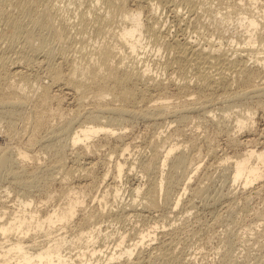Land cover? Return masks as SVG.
Here are the masks:
<instances>
[{
  "label": "bare ground",
  "instance_id": "bare-ground-1",
  "mask_svg": "<svg viewBox=\"0 0 264 264\" xmlns=\"http://www.w3.org/2000/svg\"><path fill=\"white\" fill-rule=\"evenodd\" d=\"M1 1L0 17L3 16V19L0 18L2 21V24L1 22L0 24L3 28L0 32V39L2 40V45L4 43L6 44V49H2L3 51L0 54V122H6L7 129L4 132H0V137L2 139V141H0V177L7 176L8 179H11L10 184H12L11 187L13 186L14 189L15 186L28 188L42 174L40 170L43 166L41 165L42 167H39L40 164L36 166L38 164H36V162V167L32 169L33 171L30 170L32 172L29 170L26 171L27 166L25 164H28L26 163L28 160L31 159L32 161V159H35L37 161L39 153L36 151V147L41 151L47 149L52 152L55 158L53 159L57 163V165L56 163L55 165L60 169V167L63 168V157L67 156V150L69 152V149L71 151L72 149L74 150L75 147L81 146V149L85 153L89 149L90 142L92 143V140L96 136L102 134L107 139L112 137H117L119 139L120 143L118 145L115 144L116 146L114 145L113 151L118 152L121 150V155L124 156V158L117 159V162L114 163V170L117 172V178L123 180L126 174L128 176L127 172H131L138 164L143 175L145 174V176L149 178V184L144 189L140 185H135V187L131 188L134 197L127 202L122 200L123 196L120 194L121 188L116 185L115 190H113L115 194L114 198L115 200L116 198H120L116 210L111 207L108 208L109 201L106 198L105 192L110 190V185H107L106 187L108 189L96 197L101 205V209H99L96 214H81V216L83 215L82 217L79 215L80 225L77 223L79 227L75 226L77 229H73L75 237L71 238L69 235H63L64 232L63 234L54 235L55 231L58 229H56L55 226H61L58 230H65V228H68L66 226L70 225V222L78 212L79 206L84 203V196H86L84 195L85 189H89L90 186L94 185L92 173L94 172L93 169L95 164L91 161L87 163L85 161L84 167L81 166L79 170L82 178L86 179V182L84 181L85 183L83 182V184L81 182L82 185H80L79 181V185H73L67 188L68 201L64 206H62L63 204H59L57 207L55 206L52 207L51 210H47V212L42 215L38 210L28 208L31 206V201H26L19 197L18 205L22 208V213L14 212L8 215V212L5 210H0V264H145V261L142 259L143 256L141 254L143 252L141 250L137 251L139 252L137 257L133 258L132 256L139 247H142L141 249L143 250L145 246L151 245L149 243L159 238V236L160 238L163 237V239L154 248L159 251V253L157 254L156 252V256L153 254L148 258L151 260L150 264H152L153 260L156 264H170V262L174 260L177 261L174 256L178 253L176 254L174 252L175 255L173 254V251H175V243L173 246L172 236L179 235V229L172 228L170 230L169 228V230H165L163 228V230H159V222L157 223L158 226H150L142 230H140V228L138 230L140 232H137L138 237L135 235L137 240L127 245L125 248L127 235H120L116 238L115 241L117 244L113 252H107L106 249L103 250L105 243L104 245L103 243L100 245L99 241L103 240L105 242L112 239L113 236V234L105 232L103 227L99 224L102 218L119 214L124 219L136 218L137 220V217L140 218L144 216L146 218L147 215L153 216V212L163 207H168L170 212H174L173 210L177 212L182 198L186 195L188 190L195 197L198 196V198L204 195L207 185H209L206 181H209L211 177L209 173L205 171V173L200 174L201 165L195 163L194 159L196 158H191L189 156L190 153L187 154L185 152L188 145L185 147L184 143H180L179 141L174 142V140H176L175 137H177L175 134L177 131L168 134L170 139L166 141L164 132L157 133V139L162 142L168 141L167 146L163 145L161 142L152 144V153L148 158L146 157L147 159L145 158L144 160L141 158L142 160L139 162H136V159L133 161L129 160L128 157H125V152L130 150L129 148L132 142L128 140L125 133L122 132V129L126 126L123 122H127L126 117H130L132 120L133 118L131 117L136 118V116H142L153 121L159 120L160 123L165 121L167 124L166 121L169 120L172 122L171 125L173 122L180 124L183 122L185 123L186 120L189 119L188 115L194 112H201V114H204L203 116H208L211 112L216 110H220L221 112L222 109L223 111L232 110L233 112L234 108H241L240 105L245 101H250L249 99H251V101H256L255 104H257V106H255L259 107L258 105H260L259 109H262L264 107V54L263 56H261V54L264 53V27L260 25L261 20L264 19L263 0H240L239 2H237V0H235V2H229L230 0H228V2L226 1L228 5L225 7L228 8V10L225 9L227 10L226 12L224 11L225 13L221 12V6L226 5L220 1V4H223H219L221 11L220 9H218V12L215 11L221 14L219 16L220 20L224 21L229 19L233 13L237 12L239 15L238 19L243 23V26H246L247 35L245 37L243 36V41L240 39L242 42L239 41V43L233 47L231 44V48L229 49L224 47L221 43H219L220 45L216 43L212 45L211 41L213 40H211L210 43L208 42L209 39L206 43L208 42L210 45L204 42V44L208 46H201L203 43L200 45V43L198 44V42L196 43L195 40H192L193 38H184V36L183 38L179 37L178 33H184L186 29L184 28V23H186L185 19L188 18L187 15L184 17L185 12H182V9H186L189 16L190 14L192 15L194 10L202 5H197L199 0L196 2L195 0H135L137 3L136 7L134 6L135 8L129 6V0H93V4H90L88 8L87 5H89V3L82 1L85 3V5L82 4L86 6V9L85 7V10L80 8L81 10L79 9V12L76 9L78 13L77 16H79H76L79 18V20L76 19L78 23L73 22V18L72 21H69L68 17V19L64 18L62 5L60 6L58 4V0L57 4L56 2L54 3L56 0H47L46 2H44V0H41L42 2H39L40 0H28V2L19 0L15 5L13 4L15 0H9L12 4L10 2L7 3V0ZM206 1L208 2V0H205V2ZM212 1L213 0H211V2ZM216 1L217 3L219 2L218 0ZM62 4L64 5V2H62ZM212 4L214 3L212 2ZM8 5L10 8H7ZM207 5L205 6L207 7ZM195 6H198V8ZM210 7H216V5ZM101 8H104L103 13L105 10V13H108L110 17H114V15L120 17L118 32L113 31L115 26H113V28L111 27L112 30L110 27H107V25H110L108 24L110 21L113 22V19H105V17H107L105 13V17L102 16V13L100 14ZM145 9L150 13L148 16L149 18L147 17L144 19L143 14L145 13ZM162 9L172 13V26L176 28V34H170L171 27H165L162 20ZM209 9L208 11L213 10V8ZM66 12L68 11L66 10ZM195 13L197 14V12ZM201 13L202 12H200V14ZM205 13L207 14V11ZM165 14L166 13H164V16ZM208 14L210 15V13ZM72 15L68 16L72 17ZM114 19L116 20L118 18ZM197 20L198 19H195L193 22ZM198 22H200V20H198ZM26 23L27 26L25 25ZM170 23L171 22H169V24ZM187 24L185 25L187 26ZM79 25L80 28L78 27ZM89 26L94 28L95 32L93 31V35L95 34L96 38H100L101 34L107 35V32L109 34L107 37L110 38L107 39L104 37L105 35H101L103 36L101 40L97 39V41L92 42V37L89 36L91 35L89 34L91 31L89 33L87 31L89 35L86 39L89 37L91 38L92 41H90L92 44L90 43V46L92 48L89 46L90 48L86 51V44L84 45L82 41V38L85 37L82 36L83 34H81V32H86L85 29ZM78 28L84 30L80 32L82 38L79 35L83 43L80 44L81 46L76 44L77 47L79 46V49L75 48V50L79 52V58L81 59L74 58L75 52L72 54L73 58L70 59L68 55L71 51H74L72 48L76 46L74 45L75 40L73 42V39L78 36H75V32L74 34L72 33V29L80 31ZM92 28L88 29L91 30ZM200 32L202 33L203 31ZM77 34H79V32ZM47 35H51L55 43L52 45L45 43L44 38H47ZM235 41L238 40L235 39ZM85 42L88 44V39ZM149 43H153L156 47L159 46L158 51H160V48L163 46L165 48V50L163 48L164 53L165 51L168 52L165 55L169 57L165 61L163 60L164 62L161 64L164 67L163 70L169 72V76L167 74L166 80L164 78L162 79L160 74H157L160 67L158 70L157 67L155 69V71L157 70L158 72H154L153 68L155 67H151L154 63L157 65L156 62L158 60L156 59L155 62V60H153L154 56L149 55L150 51L148 50V53L145 50L150 48H148ZM153 53L155 54V52ZM56 54L61 56L63 58L62 60L65 58L66 62L67 58L71 60L69 61L70 66L67 64L68 67H70L67 72L62 69V63L60 64L54 61ZM75 54L79 56L77 53ZM150 59L153 60L151 65H149ZM58 61L60 62V60ZM35 66L42 68L43 76L40 74V77L37 73V75H32L31 72V74L29 73ZM30 78H33V80H29ZM108 81L110 82L108 83ZM27 86H32L33 90H26ZM34 86H36L37 89H35ZM169 86H175L179 88L178 91L180 90V94L192 97L188 98L183 95L188 99L183 100V102L181 101L182 103L180 104L171 103L168 101L169 96L165 92L166 87ZM54 87H57L63 93L74 92L72 94H76L80 106H78L76 112L74 111V117L73 115L70 116L73 117V119L68 117L70 121L68 120L61 127H53L49 124V132H46L48 136L40 137L39 133L45 127H48V121L50 120L49 114L56 113L59 116H63L62 110L58 113L59 109L56 110V108L55 110L52 109L49 114H45L50 110V108L46 109L47 104L51 99L53 100L54 98L55 100V96H57V94H55V96L52 95V93H54L52 90ZM51 90L53 91L52 93ZM66 95H64V97ZM61 96L62 95H60V97ZM108 99H112V101L106 102ZM57 100L60 101V99ZM88 102H90V106H88ZM60 103L62 102L60 101ZM85 103L87 107H90L87 110L84 108ZM234 112V125L239 130L249 127L255 113L254 109H248V107H246L241 108L239 111L235 110ZM211 117H213V115L208 118ZM79 119H83L84 122L78 126L79 130L74 131V121ZM156 121H154V123H156ZM225 132L227 133V131ZM25 133L27 134L26 137L23 136ZM61 136H64V139ZM60 138L63 139V141H61ZM231 141V145H236L241 142L238 138L230 140V142ZM192 144L194 143L192 142ZM209 151L212 157L215 159L219 158L220 164L219 162H217V164L222 167V170H225V172H223L225 173L224 177L226 176L225 178H227L225 182H229L230 184L228 189L232 188L227 194L230 196V199L232 198V200H234L237 196L235 192L236 184L240 185L241 191L244 192L242 193L244 195L242 199L246 202L245 204H247L252 196H257L260 190L264 188V147H261V149L251 148L241 154H236L237 156L225 154L218 157V151L215 147L213 149L211 148ZM216 161H218V159ZM17 164L19 166L15 168ZM209 164L211 165L212 163ZM127 165L130 166L129 169L126 168ZM166 168L169 169H167V174H165L167 171ZM43 170L45 169L43 168ZM180 170L187 172H184L187 174V177L183 183H181L182 180L177 176ZM45 173L46 171L44 174ZM191 174L193 176H191ZM107 175L108 172L105 173V178H107ZM193 177H196L195 185L191 184ZM50 180L52 181V178ZM208 183H210V181ZM255 183H260L259 187H253ZM181 184L184 185L182 188L183 193L178 192L182 191L178 190ZM248 188L251 189L249 190ZM247 189L249 191H246ZM79 193L80 196L77 198L72 197ZM253 197L251 199H253ZM51 198H54L52 194L48 196L47 201L49 202ZM160 198L164 199V205H161ZM163 199L161 201H163ZM2 203L3 207H6V204H8L4 201ZM189 207L191 208L193 206L191 205ZM228 209L226 210L228 211ZM215 218V220H219L218 217ZM167 219L165 218L166 222ZM153 220L155 221V218ZM259 220L263 221L264 219ZM135 228L132 227L133 232ZM130 234L128 233V235L132 237V234ZM11 235L15 236L14 240H12ZM32 235H35V237H32ZM41 236L47 238L40 240ZM165 236H170V238L165 239ZM175 241L177 242V238ZM119 247L120 250H117L116 248ZM74 250H76V252L73 254ZM123 256H126V258L123 259L124 262L120 263Z\"/></svg>",
  "mask_w": 264,
  "mask_h": 264
},
{
  "label": "rangeland",
  "instance_id": "rangeland-1",
  "mask_svg": "<svg viewBox=\"0 0 264 264\" xmlns=\"http://www.w3.org/2000/svg\"><path fill=\"white\" fill-rule=\"evenodd\" d=\"M10 1L7 0L6 2L9 3ZM15 1H14L15 3L13 2L14 5L19 2V0H15ZM26 1L28 2V0H25V2ZM42 1L40 0L39 2H42ZM46 1L47 0H44V2H46ZM51 1H54V0H51ZM61 1L64 2V5L62 4ZM69 1L70 0H68V1L58 0V4L60 6L62 5L61 7H62V13L64 15V18L68 17L69 21H72V18H73V20H74L73 22H76V23H78V21L76 19L79 20V18H77V17H79V16H77V14H78L77 11L80 8L81 9L83 8L82 10L86 9V6H84L85 3H83V2L89 3V5H87V8L90 6V4L91 5L93 4V0H87V1H85V0H77V1L71 0L72 2L71 1L69 2ZM196 1H198V0H195V2ZM199 1L197 2V5L198 6H200L201 4L202 5L199 8H198V6H195L198 9H195L197 11L194 10V12L192 13L193 16L191 14L189 16L187 14V10L182 9V12L186 13V14L184 13V17H186V15H187L188 18L185 19L186 23H184V28H186V29H185L184 33H180V32L178 33L180 38H183V36H184V38L185 37L189 38V39L193 38L192 40H195L196 43L198 42V44L200 43V45L203 43L201 46H208V45H210V44H208V42L213 40V41H211L212 43L210 42L212 45H213V43H214V45H215V43L217 45H220L219 43H221L227 49L231 48V44L233 47L234 45H237L239 43V41H241V40L243 41L244 37L247 35L246 26H243L242 25L243 23L238 19L239 15L237 14V12L233 13L232 16L229 17V19H226L224 21L220 20V18H219V16L221 14L216 13V12H218V9H220V11H221V8L219 6L223 5V4L226 6H221L222 7L221 12L225 13L228 10V8H225L228 5V3L226 4V1L228 2V0H225V1L218 0L219 1L218 3L216 0H213L212 2L214 4H212L211 0H208V2L207 1L205 2V0H199ZM220 1H221V3L223 2V4H220ZM239 1L240 0H237V2H239ZM55 2L57 4V0L54 1V3ZM129 2H130L129 6H131V7L133 6V8L136 7L137 3L135 2V0H129ZM229 2H235V0H233V1L230 0ZM263 2H264V0H263ZM10 3L12 4V2H10ZM210 3H211V5H210ZM215 3H217L218 5ZM40 4H42V3H40ZM74 4H75V6H74ZM207 4L210 6L216 5V7H210ZM205 5H207V7ZM84 7H85V9H84ZM209 7H210V9L213 8V10L215 8L214 11L212 10L213 13L216 11L214 13L215 15L212 13V11H208ZM7 8H10V6L8 5ZM63 8H65V9H63ZM76 9H77V11H76ZM103 9L104 8H101L100 9L101 11L99 10L100 14L102 13V16H104V13H105V10L103 13ZM225 9H227V10H225ZM64 10H65V12H64ZM66 10L68 12H66ZM166 11H168V10L162 9L161 10L162 13L160 11L159 12L163 15L162 20H163V23L165 24V27H167V26L169 28L171 27V29H170L171 33L170 34L174 35V34H176L177 31H176V28H174V26H172L173 25L172 13H170V11L169 12H166ZM206 11H207V14L205 13ZM144 12L145 13L143 14V18L145 19L149 16L150 12L146 11V9ZM195 12H197V14ZM200 12H202L201 14L203 16L200 14ZM71 13L76 14V15H72ZM164 13H166L165 14L166 17L164 16ZM208 13H210V15ZM145 14H146V16H145ZM211 14H212V16H211ZM236 14H237V16H236ZM68 15H72V17L70 16L71 19ZM105 16H107V17H105ZM105 16L104 17L107 20L113 19V22L110 21V23H108L110 25H112V24L113 25L112 26L107 25V27L108 28L110 27V29H111V27L113 28V26H115V29H113V31L118 32L119 25H120V20H119L120 17H118L117 15L116 16L114 15V17H110V15H108V13L107 14L105 13ZM195 17H197V18H195ZM0 18L3 19V16H1ZM114 18H118V19L115 20ZM189 18H191L192 20ZM195 19L200 20V22H198V20L196 22H193ZM216 20H217V22H216ZM114 21H115L116 25H118V26L115 25ZM0 22L2 24L1 19H0ZM169 22H171V23L169 24ZM215 22L218 24H216ZM201 23H202V25H201ZM1 24H0V32L2 31V28H3V27H1L2 26ZM185 24H187V26ZM25 25L27 26V23ZM200 25H201V27H200ZM217 25H219V26H217ZM210 26H212V27H210ZM260 26L264 27V19L261 20ZM78 27L80 28V25ZM217 27H219V28H217ZM88 28L90 29V28H92V26L87 27L85 29L86 32L84 30H80V29H79L80 31H76V29L75 30L72 29V31H73L72 33L74 34V32H75V36L78 35L77 38L75 37L73 39V42L75 40L74 45L79 44V46H81L80 44H82L84 42L83 44L84 45L86 44V47H87L86 51H87V49L91 47L90 45L92 44L91 43L92 40H93L92 42L97 41V39L101 40V37L103 38L104 35H105L104 37H106L107 39L110 38V37H107V36H109L108 32H107V35L101 34L103 36L100 35V38H96L95 34L93 35V33L95 32L94 28H92L91 30H89ZM81 31H84L85 33H87V31H88V33L91 31L92 33L90 32L89 34H91L92 36L89 35L88 33L85 34L84 32H81ZM200 31H203L202 32L203 34ZM78 32H79V34H77ZM80 32H81V34H83L82 36L85 38H82ZM84 34H85V36H84ZM110 34H111V32H110ZM79 35L83 39L82 40L83 42L79 38ZM88 35L90 37H92V40L90 37L87 38L88 39V44H87V42H85V41H87L86 37H88ZM47 36H48L47 38H44L45 43H47L49 45L50 44L52 45L53 43H55L54 38L51 35H47ZM110 36H112V35H110ZM204 37H206L207 39ZM208 39H209V41H208ZM235 39L238 41H235ZM206 41H208V42L206 43ZM204 42L208 45L204 44ZM1 43H2V40L0 41V54L3 51L2 49H6L5 48L6 44L4 43L2 45ZM77 45L73 47L74 49L72 48V50H74V51L70 52L71 55L70 54L68 55L70 57V59L73 58L72 54L74 52L77 54L79 53L78 51L75 50V48L79 49V46L77 47ZM152 45H153V43H151V44L149 43L148 48L149 47L150 48L145 49V50L147 52H148V50L150 51V53L149 52L148 53H149V55L154 56L153 60H155V62H156V59L158 60L157 62H159V61L160 62L159 63L156 62V64L158 65L157 66V65H155V63L152 64L153 60L150 59L151 61L149 60V65L152 64L151 67L152 68L155 67V68H153L154 69L153 71L154 72L159 71L157 74L158 75L160 74V77L162 79L164 78L166 80L167 74L169 72L168 71L165 72V70H163L164 67L161 64L169 57V56L166 57V55H165L168 52L165 51V53H164L165 48L163 46L161 47L162 49L160 48V51H158L159 46L156 47L155 45H153V46ZM19 47H20V45H19ZM163 48H164V50H163ZM152 51L155 52V54ZM261 52H263V51H261ZM75 53H74V55H75L74 58L81 59V58H79L80 54H78L79 56H77ZM151 53H153V54H151ZM263 54L264 53H262L261 56H263ZM81 55H82V53H81ZM169 55H171V54H169ZM140 56H142V55H140ZM62 59L63 58L61 56H58L56 54L54 61L57 63H60V64L62 63V65H61V67H63L62 69L64 71L66 70L65 72H67L68 69L70 68V67H68L67 64H69V66H70L69 61H71V60H69L67 58V62H66L65 58H64V60H62ZM161 59H162V61H161ZM58 60H60V62ZM153 65H155V66H153ZM156 67H157V70L159 69V67L161 70L159 69L158 71L157 70L155 71ZM30 72L32 73V75H35L37 73V74H39V76H40V74H41V76H43V72H42L41 67L35 66L34 68H32L31 71H29V73ZM168 76H169V74H168ZM29 80H33V78H30ZM109 82L110 81H108V83ZM27 87H26V90H28V89L33 90L32 86L31 87L29 86L28 88ZM34 88L37 89L36 86H34ZM54 88L52 89L54 91V93H52L53 91L51 90L52 95L55 96V94H57V96H55V97L57 99H60V101L62 103H60V101L57 100L56 98H55V100H54V98H53V100L51 99L46 106V109L50 108V110L45 114H49L52 109L55 110V108H56V110L59 109L58 113H60L62 110L63 116H59L56 113H55L56 115L54 113L49 114L50 116L49 115L48 116L50 117V120H49L50 122L48 121V127H45L39 133L40 137L48 136L47 133L49 132L48 130L50 129L49 128L50 125L53 127H55V126L61 127L68 120L70 121V118L73 119L74 111L76 112L78 110V106H80V102H79V99L77 98L76 94H74V95L72 94L74 92H71V93L70 92H68V93L64 92L63 93L57 87L55 89ZM178 89L179 88H177L175 86L166 87L165 92L169 96V100H168L169 102L174 103V104H180L183 102V100H186V99L192 97V96H186L185 94H180V90L178 91ZM60 95H62V96L60 97ZM64 95H66V96L64 97ZM183 95H185L188 98H186ZM76 99H78V100H76ZM69 100H70V102H69ZM249 100L250 101H247V102L245 101L244 102L245 104L243 103L240 106H241V108H246V107H248V109L253 108L255 113H254L253 119L251 120V123L249 124V127L244 128L242 130H239L234 125L235 124V117H234L235 112L234 111L235 110L239 111L241 109L239 107L234 108L233 112H232V110L223 111V109H222L221 112H220V110H216V111L211 112V114H209L208 116L207 115L203 116L204 114H201V112H198V113L194 112V113H191L190 115H188L189 119H187L185 123L183 122V123L179 124V123L173 122L174 125L173 124L171 125L172 122H170L169 120H168L169 122L166 121L167 122V124H166L165 121H162L163 123L162 122L160 123L159 120L158 121L154 120V121H156V123H154L153 120L148 119L146 117H142V116H136V118L131 117V118H133L132 120L130 119V117H126L127 122H123L126 126L122 129L123 130L122 132H124L126 135V138L132 142V145L129 148L130 150H128L129 152L128 151L125 152V155H126L125 157H128L129 160H132V161L134 159H136V162H139L142 159L145 160V158L146 157L148 158L152 153V144H157V143L161 142L163 145L167 146L168 141L167 142H165V141L170 139L168 137V134L175 133L177 131L175 133L177 135V137H175L176 140H174V142L179 141L180 143H184L185 147H186V145H188L187 148L185 149V152L187 154L190 153L189 156L191 158L192 157L196 158V159H194L195 163H199L201 165L200 174H203L205 172L209 173V175L211 176L209 179L210 183H208L209 181H206V183L209 184V185H207V189L205 190L207 193L205 192L204 195L199 196V198H198V196L195 197L194 195H192L188 190L186 195L183 196L182 202L179 205V207H178L179 210H177V212H176V210H173L174 212H170L168 207H165V208L163 207L160 210H156V212H153V216L147 215L148 217L146 216V218L144 216L143 217L141 216L140 218L137 217V220H136V218L135 219L125 218L124 219L119 214H115L113 216L110 215V216H106V217L102 218L99 222L101 227H103L105 232H109L110 234H113L112 239L107 240L105 242L103 240L99 241L100 245H102L101 243H103V245L105 243V245H104L105 247L103 246V250L106 249L107 252H113V250L115 249V246L117 244L115 240L120 235H127V239H126L125 246H124V248H125L127 245L132 244L135 240H137L136 236H137V232H140V231H138L140 228H141L140 230H142V229H147L150 226H158L159 225L158 226L159 230H163V228L165 230H169V228H170V230L172 228L173 229H176V228L179 229V232H178L179 235H177V236L173 235L175 237V239L172 236L173 246L175 243V246H174L175 251H173V254H174V252L176 254L178 253L177 255L174 254L175 255L174 257H176L177 261L174 260V261L170 262V264H174L176 262H177L176 264H264V220L263 221L259 220V219H264V188L262 190H260V192L258 193L259 195L257 194V196H256L253 194L254 195V197L252 196L253 199H251L252 198L251 197L250 200L247 202V204H245L246 202H244V199H242L244 196L242 193H244V192L241 191V188H240L241 186L236 184L235 192L237 193L236 194L237 199L236 198L235 199L237 201L235 199L232 200V198L230 199V196L227 194L229 193L230 190H232V188L228 189L230 187V184H229V182L228 183L225 182V180L227 181V178H225L226 176L224 177L225 173H223V172H225V170H222V167L219 165L220 164L219 158H217L218 161H216L217 159H215L214 157H212L209 154V152H210L209 150H211V148L213 149L214 147L218 151V154H217L218 157L219 156L221 157L222 155H225V154H228L229 156L230 155L234 156L236 154H241V153H243L246 150L251 149V148L261 149V147H264V112H263L264 110H262V109H264V107L262 109H259L260 105H258L259 107H256L257 106V104H255L256 101L253 100L254 101L253 102V101H251V99H249ZM263 100H264V98H263ZM111 101H112V99L106 100V102H111ZM89 103L90 102L87 103L88 106H90ZM263 104H264V102H263ZM60 106L62 107V109ZM86 107H87V105L85 103L84 108L86 110L90 108V107H87V108ZM30 108H31V106H30ZM72 109H74V110H72ZM28 110H29V107H28ZM72 115H73V117H70ZM212 115H213V117L208 118L209 116H212ZM226 115H227V117H226ZM48 116H47V118L49 119ZM68 117H70V118H68ZM216 120H217V122H216ZM218 121H220V122H218ZM83 122H84L83 119H81V120L79 119L77 121H74V131L79 130L78 126H80V124H82ZM197 122H198V125H197ZM1 123H3V124H1ZM56 123H58V124H56ZM158 123H160V124H158ZM168 123H170V124H168ZM0 124H1L0 125V132H4L7 129L6 128V122L5 123L0 122ZM225 131H227V133ZM159 132H162V133L164 132V135H165V141L163 140L164 142L157 139V133H159ZM23 136L26 137L27 134L25 133V135H23ZM61 137L64 139V136H61ZM177 138H178V140H177ZM237 138L241 142L237 143L236 145L235 144L231 145L232 141L230 142V140L237 139ZM63 139H61V141H63ZM181 139H183V140H181ZM190 140L191 141L193 140L192 142L194 144H192V142ZM0 141H2L1 137H0ZM189 141H190V143H189ZM119 143L120 142H119V139L117 137H112L110 139H107L102 134H100L92 140V143L90 142L89 149L85 153L81 149V146H77V148L75 147L76 149L74 148V150L72 149L71 151L69 149L70 153L67 150V152H66L67 156H64L65 158L63 157V162H64V164L62 166L63 168H61L60 165L58 164L60 169L58 167H56L57 163L54 160L55 158H54L52 152L48 151L47 149L46 150L44 149L43 151H41V150H38V148L36 147V151L39 153L37 161L35 159H34L35 161L33 159H32V161H31V159L28 160L26 162L28 164H25L27 166L26 171H28V170L30 171L40 164L39 167L43 166V168L45 169V170H43V168H42L40 170L42 172V174H44L45 171L47 174L45 173L44 175H42L40 173L41 175L28 188L15 186V189L13 186L11 187V185H12V184H10L11 179H8L7 176L6 177L2 176V178L4 177L3 179L0 177V179H1L0 180V210H2V211L5 210L6 212H8V215H10V213H14V212L22 213L21 212L22 208L18 205L20 198L25 199L26 201H31V206L28 208L29 209L30 208L36 209L42 215L44 213H46L47 210H51L52 207H55V206L57 207L59 204L60 205L63 204L62 206H64V204L68 201V189L67 188L71 187L73 185L74 186L79 185V184L82 185L84 181L86 182V179L82 178V175L80 173L79 168L81 169V166L84 167L85 161H86V163L91 161L92 163L95 164L94 169H93L94 172L92 171L93 172L92 177L94 179V185L90 186L89 189L88 188L85 189L84 195H86V196H84V203L85 202L86 203L85 204L83 203L79 206L78 212L76 213L74 219H72V221L70 222L71 226L70 225L66 226V227H68L67 229L66 228H65V230L61 229L62 230L61 231V230H58V229H60L59 227H61L60 225H58V227L55 226V228L56 229L58 228V229L57 230L55 229L56 231H55L54 235L55 234H58V235L63 234V232H64L63 235H69L71 238L75 237L73 229L75 230V229H77V227H79V226H77V223H78V225H80L79 224V222H80L79 218H80L81 214H83V215H85V214H96V212L99 209H101V205L98 202V199H96V197L99 196L101 193H104V191H106L108 189L106 187L107 185H110L109 186L110 190L108 192H105L106 198L109 201L108 208L111 207L114 210H116L117 206L119 205L118 200L120 201V198H116V200L114 198L115 194H114L113 190H115L116 185L121 188L120 194H121V196H123L122 200L127 202L128 200H130L131 198L134 197V195L132 194L131 188L135 187V185L136 186L140 185L144 189L149 184L148 183L149 178L146 177L145 174L143 175V173L140 171V168L138 167V164L136 165L137 167L133 168L131 172H127L128 176L126 174L123 177V180L117 178V172L114 170V163L117 162V159L119 160V159L124 158V156L121 155L122 154L121 150H119V151L117 150L118 152L113 151V148L116 146L115 144L118 145ZM134 144H135V146H134ZM2 145H4V144H2ZM206 146H207V148H206ZM209 146H211V147H209ZM197 147H199V148H197ZM50 153L52 154V156ZM84 154H86V155H84ZM137 159H138V161H137ZM196 161H198V162H196ZM35 162H36V164L38 163L36 166H35ZM217 162H219V164H217ZM52 163H54V164H52ZM55 163H56V165H55ZM209 163H212V164L210 165ZM18 166L19 165L17 164L15 166V168ZM53 167H56V168H53ZM126 168L129 169L130 166L127 165ZM57 169H59V170H57ZM167 169L168 168H166V170ZM70 170H72V171H70ZM168 170L165 172V174H167ZM32 171H30V172H32ZM106 172H108L107 178H105ZM184 172L185 171L180 170L177 173L178 178L180 180H182L181 183H183V181L187 177V174H185L187 172H185V173ZM132 175H135V176H132ZM95 176L98 180L95 178ZM191 176H193V175L191 174ZM134 177H135V179H134ZM51 178H52V181L50 180ZM64 179H66V180H64ZM79 181H80V183H79ZM81 182H82V184H81ZM120 182H121V185H120ZM195 183H196V177H193L191 180V184L195 185ZM259 185H260V183H257V184L255 183L253 185V187H255V188L259 187ZM113 187H114V189H113ZM183 187H184L183 184L179 185L178 190H182V191H178V192L183 193V189H182ZM11 188H12V190H11ZM143 189H142V192H143ZM248 189L250 190L251 188H248ZM248 189L246 191H249ZM218 192H219V194H218ZM50 194H52L54 196V198H51L48 202L47 200H48V196ZM78 196H80V193L75 194L72 197L77 198ZM222 196H223V198H222ZM82 197H83V195H82ZM135 197H137V196H135ZM194 197H195V199H194ZM202 197H204V198H202ZM162 199L160 198V203H161V205H164V199H163V201H161ZM2 200L4 202L8 203V204L5 203L6 207H3V203H2L3 201ZM229 200L230 201L232 200V201L230 202ZM212 202H215V203H212ZM193 204H195V205H193ZM191 205L193 207L194 206L195 207L190 208L189 206H191ZM232 206H233V208H232ZM228 208L230 209V211ZM231 208H232V210H231ZM181 209H182V211H181ZM226 209H228V211ZM159 215H160V217H159ZM164 215H165V217H164ZM188 216H189V218H188ZM219 216H221V217H219ZM107 217H108V219H107ZM215 217H218L219 220L218 221L215 220L216 219ZM143 218H145V219H143ZM152 218L153 219L155 218V221ZM165 218L166 219L169 218V219H167V222H166ZM170 219H172V220H170ZM163 220H164V222H163ZM130 221H132V222H130ZM139 222H140V224H139ZM143 222H145V223H143ZM215 222H216V224H215ZM157 223H158V225H157ZM139 225H141V226H139ZM75 226H77V227H75ZM132 227H134V228L136 227L135 228L136 230L134 229V232L136 234L133 232ZM128 233L129 234L131 233L132 237H130L128 235ZM54 235H52V236H54ZM178 236H179V239H178ZM11 237H12V240L15 239L14 235H11ZM32 237H35V235H32ZM40 238H41L40 240H43V239H46L47 237L41 236ZM167 238H170V236L169 237L167 236L165 239H167ZM176 238H177V242L175 241ZM157 239L150 242L149 244H151V245L145 246V248H144L145 250L144 249L142 250L141 249L142 247H139L140 249L138 248L132 257L133 258L137 257L138 253H139L137 251L141 250L143 252L141 254L143 256L142 257L143 261H145V264H150L151 260L148 258H150L151 255H153V254H154V256H156L155 255L156 252H157V254L159 253V251H157L154 248L156 247V245H158L161 242L163 237L160 238V236H159V238H157ZM75 246H73V247H75ZM176 248H178V249H176ZM116 249L120 250V247L116 248ZM75 252H76V250H74L73 254ZM150 252H151V254H150ZM125 258H126V256H123L120 260V263L124 262L123 259H125ZM148 261H150V262H148ZM152 264H156L154 262V260H153Z\"/></svg>",
  "mask_w": 264,
  "mask_h": 264
}]
</instances>
